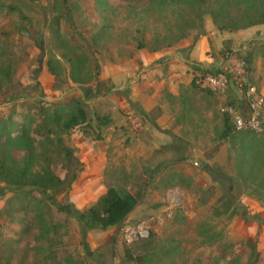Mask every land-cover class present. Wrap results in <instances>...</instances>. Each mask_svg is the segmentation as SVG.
Segmentation results:
<instances>
[{"label": "rangeland", "instance_id": "1", "mask_svg": "<svg viewBox=\"0 0 264 264\" xmlns=\"http://www.w3.org/2000/svg\"><path fill=\"white\" fill-rule=\"evenodd\" d=\"M193 1L0 0V121L13 111L14 120L28 110L35 114V109L48 103L97 100L86 105L90 124L62 137L78 171L70 191L43 204L53 225L46 238L36 215L20 212L13 194L1 195L7 187L0 183V264H264V239L259 241L256 235L248 239L250 244L232 240L229 228L234 216L224 206L226 196L236 212L253 221L262 218L256 229L264 233V196H252L253 190L238 181L232 149V143H264V130L247 136L233 131L222 139L224 117L219 107L225 102L205 95L194 98L192 110L182 103L171 111L173 138L157 136L158 149L150 145L146 134H140V127L132 125L130 110L128 115L119 111L129 120L115 132L111 124L94 129L96 117L110 120L108 102L101 101L103 90H109L101 81L107 67H131L139 53L164 55L183 43L193 44L203 32L202 16L207 11L214 15L209 18L215 28H224L217 29L220 33L241 25L239 14L231 9L208 4L194 7ZM248 41L240 46L227 42L213 57L222 61L218 66L222 68L228 51L235 57L250 54L246 83L259 91L264 88V38L257 34ZM77 62H82L84 70L80 72L79 67V73L70 78V63ZM87 76L92 81L83 83ZM99 83L105 86L97 92ZM11 155L16 161L21 154ZM49 156L53 175L63 179V154L52 150ZM109 186L125 187L138 195V205L123 225L145 223L151 239L126 245L120 227L91 232L71 217L94 205ZM252 201L256 204H248ZM52 205L71 215L57 212ZM240 233L244 234L243 229ZM172 249L175 254L167 257Z\"/></svg>", "mask_w": 264, "mask_h": 264}, {"label": "trees", "instance_id": "2", "mask_svg": "<svg viewBox=\"0 0 264 264\" xmlns=\"http://www.w3.org/2000/svg\"><path fill=\"white\" fill-rule=\"evenodd\" d=\"M193 2L194 7L198 4L202 6L208 4L214 5L218 9H231L239 14L238 21L241 22V25L234 29H228L227 32L230 33L255 25H264V0H235V2L226 3L225 5L219 4L217 1L209 2L208 0H194ZM11 10L18 12L15 8ZM206 14L211 18L214 16L209 11ZM224 17H227V14ZM214 18H217V15ZM212 22L215 24L213 19ZM217 29L224 31V28ZM228 52L231 53V51ZM234 55L236 56V54ZM238 59L244 61L248 75L251 55L238 57ZM70 64L69 77L72 78V74L79 73V67L81 70L83 68H81L82 62ZM197 69L204 73H217L220 71V68L209 70L197 67ZM81 70L80 72H83L84 69ZM51 73L54 74V71L51 70ZM89 81H92V76L91 78L87 76L83 83ZM74 82L82 83L80 80ZM35 111V114H32L31 110H28L25 114H19L16 116L17 120H14L16 113L13 111L5 120L0 121V183L7 187V190L3 191L1 195L8 191V193L13 194L14 201L17 200L20 212L32 211L36 215L37 222L45 228L42 235L46 238L49 232L48 229H53V225L47 220L46 211H43V207H46L45 203L49 197L54 198L70 191L78 171V163L63 146L62 137L77 128L89 125L90 116L86 103L82 100H70L62 104L48 103L46 106L38 107ZM95 120V130L107 128L111 122L106 117H96ZM223 122L221 138L225 140L232 135L233 128L227 117L224 116ZM236 133H242L244 136L253 134L248 131ZM232 149L235 150L236 178L247 189L253 190L252 196L262 198L264 196L262 194L264 192L262 190L264 189V143L250 141L247 143H232ZM52 150L60 151L64 156L66 175L63 179H58L53 175L49 156ZM14 152L21 154L16 161L11 155ZM204 171L206 173L211 172L208 168H205ZM206 192L204 191L203 194H206ZM209 192H211V189ZM225 202V211L232 210V216L240 214L233 208V202L230 198L225 196ZM202 204L205 205L206 203L202 202ZM137 205L138 195L129 192L125 187L109 186L94 205L83 212L72 214L71 217L88 231L105 232L121 227ZM52 206L59 213L71 215L61 206ZM213 214L218 215L216 210H213ZM146 239H151V229ZM251 242L248 240V244ZM148 245L144 246V252L148 251ZM175 250L172 249L167 252V257L174 255ZM252 252L254 256L257 255L255 249ZM68 264L74 263L70 261ZM88 264L97 263L90 261ZM229 264H233V262L231 261Z\"/></svg>", "mask_w": 264, "mask_h": 264}, {"label": "crops", "instance_id": "3", "mask_svg": "<svg viewBox=\"0 0 264 264\" xmlns=\"http://www.w3.org/2000/svg\"><path fill=\"white\" fill-rule=\"evenodd\" d=\"M202 20L203 32L193 44L183 43L164 55L139 53L137 61L131 67H107L104 70L101 81H105L109 90L105 92L103 90L101 101L108 102L112 132L116 131V127L119 128L125 124L126 119L119 114V111L128 115L130 113L127 110H130L134 115L132 116L133 120L137 121L138 127L141 128L140 134H146L150 138V145L154 149H158L157 146L160 145L155 143L157 136L165 137L164 140L169 137L173 138L171 129L173 114L171 111L179 104L183 103V106L192 110L194 98L199 100L200 95L218 98L222 103L235 101L236 95L232 88L227 91L224 97H218L208 92L200 93L201 91H198L193 85V72L198 70L197 67L209 70L218 69V66H222V61L216 62L213 54L217 55V51L221 50L227 42L230 46L231 44L240 46L250 42L248 40L254 35L259 34L264 38V25L237 32L220 33L207 14L202 16ZM104 86L105 84L102 85V83L96 84L95 90L101 91ZM231 91L234 95H230ZM259 92L264 95V88H261ZM92 96H95V92ZM92 98L86 100V105H93L97 101ZM140 136L137 140L139 142ZM139 146H141L140 143ZM181 159L179 160L181 161ZM179 163H183V161ZM82 176L80 174V178ZM214 181L219 182V180ZM105 192L106 190L102 189L101 195ZM175 195L177 196V194ZM167 198H170V195ZM248 204L256 203L252 201ZM244 206L249 207L247 204ZM250 210L248 208L246 211ZM262 220L261 218L253 221L252 218L245 217L243 212L235 215L229 228V237L234 241L248 240L256 235H258L259 241L264 239V233H258L256 229L257 225H261ZM243 223H246L245 226ZM241 229L244 231L243 235L240 233Z\"/></svg>", "mask_w": 264, "mask_h": 264}, {"label": "built area", "instance_id": "4", "mask_svg": "<svg viewBox=\"0 0 264 264\" xmlns=\"http://www.w3.org/2000/svg\"><path fill=\"white\" fill-rule=\"evenodd\" d=\"M246 78L244 61L229 54L225 66L219 72L204 73L195 70L192 82L198 91L221 97L232 88L236 95L235 101L224 103L219 109L220 114L229 119L233 131L259 134L264 130V95L255 87L247 85ZM132 125L138 127L135 121H132ZM149 230L145 223L120 227L121 237L126 245L146 239Z\"/></svg>", "mask_w": 264, "mask_h": 264}]
</instances>
